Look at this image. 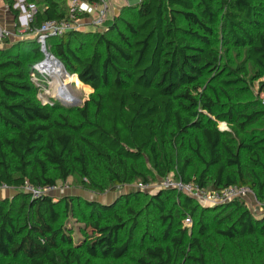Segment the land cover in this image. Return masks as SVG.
I'll return each mask as SVG.
<instances>
[{"label":"trees","instance_id":"16d2710c","mask_svg":"<svg viewBox=\"0 0 264 264\" xmlns=\"http://www.w3.org/2000/svg\"><path fill=\"white\" fill-rule=\"evenodd\" d=\"M4 1L17 19L16 0ZM28 1L36 5L37 0ZM39 1L44 7L34 16L38 27L69 15L70 0ZM257 2L264 0L128 4L124 8L135 12L133 21L115 17L107 32L85 31L95 45L90 55L72 47L82 31L49 38L46 47L53 48L66 71L94 91L83 108L63 105L57 98H51L52 105L35 99L37 87L25 60L41 52L38 42L26 57L18 45L0 48V122L13 132L0 134V186L45 188L77 176L82 186L103 192L106 186L148 181V171L141 168L147 160L159 178L176 173L212 190L248 186L264 203V125H255L264 121V110L216 112L219 93L226 88L204 85L205 75L220 60L212 42L222 11L248 63L264 77V29L252 35L243 28L257 26ZM113 31L116 36L109 37ZM229 69L232 78L221 83L243 81L246 69ZM98 163L108 173L105 186L95 181ZM170 193L151 196L163 235L136 254H130L139 217L130 204L139 201L136 192L113 204L63 197L66 214L71 215L72 203L82 201L85 207L83 250L62 221L56 197L25 194L17 210L0 200V259L5 260L0 264H264V217L254 215L244 200L217 205L207 216L211 210L181 193L168 209ZM121 202L127 207L105 217ZM188 217L191 230L182 226ZM88 230L108 233V242L90 247Z\"/></svg>","mask_w":264,"mask_h":264},{"label":"rangeland","instance_id":"374dc122","mask_svg":"<svg viewBox=\"0 0 264 264\" xmlns=\"http://www.w3.org/2000/svg\"><path fill=\"white\" fill-rule=\"evenodd\" d=\"M17 3L20 0H16ZM24 5H28V0H23ZM60 2L62 0H59ZM86 2L87 0H80ZM129 5H136L141 0H127ZM68 4L70 1H67ZM110 5V16L106 23L103 25L102 28L96 30L98 32H107L109 27L114 21L115 17L121 18L122 20L133 21L135 19V12L134 11H127L125 10L123 2L121 0H109ZM37 9L44 7V4L37 0L36 2ZM257 14L256 20L258 21L257 26H244V30L249 34L255 35L260 30L264 29V2H257ZM21 6V5H20ZM19 5L16 7L19 9V16L14 21V34L11 38H6L0 41V48L8 47L13 44L18 45L19 51L22 56L26 57L27 54L30 52V48L35 47L36 43V30L39 28L36 25L35 19L32 22L26 23L24 22V18L20 20V17L26 15L27 12L20 7ZM23 21V23H22ZM88 22L89 20H84ZM23 24V25H22ZM19 28L21 31H19ZM85 28L82 30V35L72 39V47L77 49H82L84 55H90L92 51L95 49V45L92 42V37L87 36L85 34L87 30L93 29L94 27L90 28L88 26L83 27ZM118 28L123 30V24L120 22L118 23ZM215 36L213 38V47L217 49L219 54V62L216 66L212 67L208 73L204 77V85L211 84L213 86H221L226 88L223 92H220V101L219 106L216 109V112H228L230 108H232L233 112L236 115L240 114L241 112H251L252 110H264V77L259 76L257 72L253 69V67L248 63L249 60L246 57V52L243 46L236 43L233 35L228 31L225 19L223 17V11L220 13V19L215 26ZM238 33L241 35V30H238ZM109 37H115V31L108 33ZM28 43V44H27ZM29 43H32L29 45ZM41 52L35 59H31L28 57L25 60L26 64L30 65L28 69L32 72L31 80L37 87L35 99L43 104V100L47 99L48 101L52 100L49 99L50 93L54 92L57 84L65 83L67 81V90L70 97H73L79 101V104L75 106V108H83L85 101L91 100V95L94 92L88 86L83 85L78 77L75 74H69L64 66L60 63V61L55 57L53 48H42L40 46ZM48 56L53 57L55 60L62 65L61 73L56 72V69L60 68L59 64L53 63L54 65H49L46 63ZM28 65V66H29ZM33 65V66H32ZM58 66V68H57ZM32 67V70H31ZM246 69L245 72H242L243 81L239 83H231L229 85H225L221 83L223 80L231 79L232 76L229 75L231 70L229 69ZM59 70V69H58ZM30 79V77H29ZM61 101V104L67 105L62 98H57ZM52 105V104H50ZM54 111V109H53ZM258 127L264 125V121L259 120L258 123L255 124ZM219 127L224 129L225 124L224 122L219 123ZM0 134L11 136L13 132L5 127L0 122ZM148 171V182L155 185L156 187L151 191H140L137 189L136 185L141 182L142 179H136L131 183L125 184L121 188L113 189L111 186H106V189L103 192H98L94 189H90L87 187L82 186L81 180L77 176L70 177L67 181H59L58 187L61 189L62 187L66 188L65 194L62 195L58 193V191L51 192V196L56 197L59 200V208L62 211L63 219L62 221L67 225L68 229L70 230L71 236L75 242L81 246L80 249L83 250L84 243H85V235L83 233L84 222L82 221L83 218L81 216L82 210H85V207L82 203L81 205H76L75 203L72 207L71 215L66 214L65 210V196H74L79 198L80 200H98L102 203L106 204H113L116 202V199L120 198L124 194L136 192L139 194V201H130L132 206H134L138 212V224L135 227L133 234H134V245L132 247L130 254H136L140 249L145 246L152 244V239H160L163 235V226L161 220L159 219L158 210L155 208L154 203L152 202L151 196L154 194L159 193L160 191H171L170 195H168L167 199V208H171L173 203L178 199V195L176 191H172L169 189H161L160 185L165 181L164 178H159L155 173H152L151 167L147 160L143 161L142 167ZM93 171L95 172V181L97 185L105 186L107 184V177L108 173L105 171L104 166L101 163H98L94 166ZM54 176V173H51ZM264 174V171H263ZM170 178H178L176 173H171L168 175ZM25 194H29L24 190V188L16 189L10 188L6 186H0V200L10 201L13 204L14 208L17 210L22 202V196ZM64 197V198H63ZM250 209V211L260 217H264V203H261L256 195L255 192L252 191L246 200H244ZM198 203V202H197ZM203 208H207L211 211H207L206 215L211 216L212 208L218 207L217 205H202L198 203ZM127 204H123L122 202L117 204L114 207V210L110 213H106L105 217H112L111 215L115 212H120ZM80 209V210H79ZM175 213H178V209H174ZM184 220V219H183ZM185 222V220H184ZM183 222V227L191 230L193 225H185ZM131 222L128 221V225L125 231L121 232L120 236L122 240L127 238V230L130 227ZM91 235L89 236L88 243L89 246L92 247L93 244L105 243L108 242V233L102 234L100 232H89ZM83 247V248H82ZM5 260L0 259V262L3 263Z\"/></svg>","mask_w":264,"mask_h":264},{"label":"built area","instance_id":"2783aa9c","mask_svg":"<svg viewBox=\"0 0 264 264\" xmlns=\"http://www.w3.org/2000/svg\"><path fill=\"white\" fill-rule=\"evenodd\" d=\"M108 1L109 0H99V2H82L80 0H70L69 15L62 19H48L44 21L36 30V41L42 48H44L46 47L47 40L51 37H60L69 31H82L85 29L83 27L86 26L90 28L94 27L93 29L97 30L102 28L110 16V5ZM18 5H21L27 12L26 15L20 17V20L21 18H24V22H32L38 10L37 6L33 3H28V5L25 6L23 0H20L18 3L16 1L14 7L16 8ZM6 6L9 9L7 4ZM84 20L89 21L86 22ZM19 31H21L20 28ZM13 34V30H10L0 24V41L6 38H11ZM56 90L57 87L54 92L50 93L51 98L64 99L63 97L65 94H68L67 88L62 87L58 92H56ZM43 104H51V101L44 99ZM164 179L165 181L160 185L161 189H169L184 194L205 206L223 205L236 199L246 200V197L252 193L251 188L248 186L231 185L222 189L212 190L201 187L195 182H185L180 178L166 177ZM136 187L140 191L148 192L153 190L156 186L148 181H141L136 185ZM23 188L32 196V198H38L42 195L51 196V192L54 191H58V193L64 195L66 191V188L62 187L60 189L58 185L42 188L26 183ZM184 223L185 225H192L191 218H186Z\"/></svg>","mask_w":264,"mask_h":264},{"label":"crops","instance_id":"0c3cea01","mask_svg":"<svg viewBox=\"0 0 264 264\" xmlns=\"http://www.w3.org/2000/svg\"><path fill=\"white\" fill-rule=\"evenodd\" d=\"M121 1L123 2V5H128L127 0H121ZM14 21H15V17L11 13V11L7 8L5 1L0 0V24L10 30H14ZM260 205H261V209H264L262 208V204Z\"/></svg>","mask_w":264,"mask_h":264},{"label":"bare ground","instance_id":"6f19581e","mask_svg":"<svg viewBox=\"0 0 264 264\" xmlns=\"http://www.w3.org/2000/svg\"><path fill=\"white\" fill-rule=\"evenodd\" d=\"M56 62H57V60H55L53 57H49L48 56V58H47V61H46V63H48L49 65H54L53 63H55V65H56ZM60 67V66H59ZM57 68H58V66H57ZM59 69V70H58ZM58 69H56V72H58V73H61V67L60 68H58ZM58 86H57V90H56V92H58L59 90H60V88H62V87H64V88H67V81L65 82V83H59V84H57ZM70 98V96H69V94H65V96L63 97L64 99L65 98Z\"/></svg>","mask_w":264,"mask_h":264},{"label":"water","instance_id":"95a60500","mask_svg":"<svg viewBox=\"0 0 264 264\" xmlns=\"http://www.w3.org/2000/svg\"><path fill=\"white\" fill-rule=\"evenodd\" d=\"M44 49H45V47H44ZM56 63L59 64L60 67H62V65L58 62V60H57ZM64 101L67 104V106H69V107H75V106H77L79 104V101L77 99L73 98V97L65 98Z\"/></svg>","mask_w":264,"mask_h":264}]
</instances>
